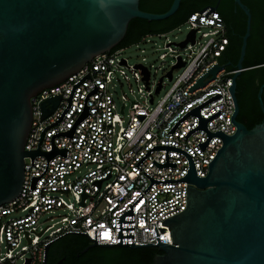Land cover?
<instances>
[{
    "label": "built area",
    "instance_id": "obj_1",
    "mask_svg": "<svg viewBox=\"0 0 264 264\" xmlns=\"http://www.w3.org/2000/svg\"><path fill=\"white\" fill-rule=\"evenodd\" d=\"M180 25L187 29L184 38L178 42L166 41L162 46L172 55L173 63L167 70L171 82L156 100L154 95L162 89V77L151 84L143 56L129 63L127 57L120 54L128 45L93 56L56 85L43 88L30 98L31 117L24 150L35 149L40 130L54 121L66 105V99L62 98H67L71 85L88 73L89 78L85 77L74 87L61 118L43 130L38 150L47 151L50 135L70 127L81 110L84 95L92 88V83L96 87L84 102L88 114L74 125L70 138L62 135L52 138L57 149L66 148L65 156H51L32 189H28L30 176L41 173L45 158L34 155L30 165L29 156L23 157L20 189L12 200L0 204V264H16L17 261L40 264L42 245L67 231L84 232L92 239V230H95L96 243H115L114 216L139 193L132 204L133 244H154V229L158 242L172 244L169 227L161 221L184 208L185 185L190 183H151L142 192L149 180L141 171L156 180L177 179L186 172V159L176 151L167 150V162L175 166L158 168L150 161L164 162V150H150L137 164L140 170L134 163L153 145H171L184 150L190 156L195 175L204 177L207 163L220 147V140L211 137L200 149L196 143L204 140L203 130L194 129L183 137L196 124L195 116L190 114L170 133L165 132L188 109L227 87L220 96L201 105L197 112L205 118L219 109L205 121L207 131L220 130L225 135L235 131L229 91L235 69L222 67L212 78L206 76L201 86L190 89L213 66L222 65L217 57L227 38L221 18L215 10L205 8L189 13ZM191 30L194 31L192 42L187 39ZM163 35L165 32L145 33L129 45L137 47L141 42L150 43L153 37ZM185 39V44L180 46ZM158 56L163 58L165 52ZM176 64L181 65L175 67ZM97 69L99 72H93ZM173 69H179L175 76ZM114 89L120 91L119 103L112 97L110 90ZM54 94L60 95L56 106L38 121V103ZM55 211L61 212H57V218L53 216ZM48 214L51 216L40 222L41 217ZM104 234L109 239H103Z\"/></svg>",
    "mask_w": 264,
    "mask_h": 264
},
{
    "label": "water",
    "instance_id": "obj_2",
    "mask_svg": "<svg viewBox=\"0 0 264 264\" xmlns=\"http://www.w3.org/2000/svg\"><path fill=\"white\" fill-rule=\"evenodd\" d=\"M179 1L171 0L165 11L151 13L139 10L138 0H0V204L17 195L22 180L24 156H29L30 165L34 155L45 158L41 173L30 176L28 189L33 188L51 156H65L66 148L57 149L52 138L57 135L70 138L74 125L88 114V106L84 102L96 87L92 83V88L84 95L81 110L70 127L50 135L47 151L38 150L43 130L61 118L69 106L74 87L85 77L89 78L88 73L71 85L67 98H62L66 99V105L54 121L40 130L35 149L24 150L23 144L31 117L30 98L41 89L56 85L93 56L117 46L130 19H164L177 9ZM232 2L245 16L244 33L234 66L236 72L229 87L233 100L232 122L235 131L230 135H225L220 130L209 132L205 128V121L217 114L219 109L205 118L200 117L197 112L201 105L220 96L227 87L188 109L165 132L170 133L184 116L190 114L195 116L196 124L183 137L194 129L203 130L204 140L196 143L200 149H203L207 139L211 137L220 140V147L207 163L204 177L195 175L190 156L184 150L171 145H153L134 163L140 170L137 164L150 150H164V162L150 161L158 168L175 166L173 162H167V150L176 151L186 159V172L177 179L156 180L141 171L149 180L142 192L151 183H190L189 186L185 185L184 208L161 221L162 225L169 227L172 244L158 242L154 228V244H133L132 204L141 195L139 193L126 208L114 216L115 243H96L95 230H92V239L84 232H65L83 234L88 240H93L81 252L94 246L133 249L155 245L153 247L158 253L152 256L149 264H264V109L260 100L264 73L263 81L256 91L262 120L246 128L235 118L238 111L235 77L243 70L241 61L249 34L250 14L240 0ZM205 8L215 10L208 5L200 10ZM193 32L191 30L187 35L190 42L193 40ZM187 39L179 45L183 46ZM180 65L176 64L175 67ZM225 66L226 64L213 66L190 89L201 86L206 76L212 78L217 70ZM166 75L169 79L170 71ZM143 79H147L145 72ZM58 99L60 95L54 94L38 103V121L53 110ZM46 103L50 104L49 107L45 106ZM52 240L42 245L40 264H45Z\"/></svg>",
    "mask_w": 264,
    "mask_h": 264
},
{
    "label": "trees",
    "instance_id": "obj_3",
    "mask_svg": "<svg viewBox=\"0 0 264 264\" xmlns=\"http://www.w3.org/2000/svg\"><path fill=\"white\" fill-rule=\"evenodd\" d=\"M170 2L171 0H138V9L161 13L168 8ZM240 2L248 9L250 20L249 34L241 61L243 70L235 77V98L238 107L235 118L246 128H250L262 120L256 91L263 81L264 73V0ZM215 3L216 0H180L177 9L164 19L146 21L132 18L128 21L124 36L115 48L127 46L145 33L169 31L182 24L189 13ZM219 4L215 11L222 20L227 43L217 61L226 64L227 70H232L235 69L241 36L244 33L245 16L240 9L234 7L232 0H219ZM260 100L264 109V87L260 93ZM88 244L89 241L80 234L62 235L50 244L45 264H149L152 256L158 253L153 246L133 249L94 246L81 252Z\"/></svg>",
    "mask_w": 264,
    "mask_h": 264
},
{
    "label": "rangeland",
    "instance_id": "obj_4",
    "mask_svg": "<svg viewBox=\"0 0 264 264\" xmlns=\"http://www.w3.org/2000/svg\"><path fill=\"white\" fill-rule=\"evenodd\" d=\"M187 29L185 25H179L169 31L165 32V35L159 38L153 37L151 39L150 43L141 42L138 44L137 47H134V45H128L125 49L121 51V55L124 57H127L129 63H133L136 61H139L140 58L143 56L145 58V63L147 64L149 68V74H150V82L151 84L155 83L160 77H162V89L160 92L156 95H154V100L159 98L163 92L168 88L170 85V80L167 76H165L166 71L172 66L173 59L172 55L169 54V52L166 49H163L162 46L166 41L171 42H178L182 40L185 36ZM199 37V35H198ZM199 39V38H198ZM142 49V51H141ZM175 49V47H173ZM181 52L180 50H178ZM165 52V56L163 58H159V54ZM179 72V69H173L172 74L175 76ZM112 93V97L116 103H119V89L110 90ZM58 213H61L60 211H57ZM57 212L55 211L53 213V216L57 218ZM51 215H43L40 219L44 220L47 217H50ZM48 220H46L45 223H47ZM16 264H19V261L16 262Z\"/></svg>",
    "mask_w": 264,
    "mask_h": 264
},
{
    "label": "flooded vegetation",
    "instance_id": "obj_5",
    "mask_svg": "<svg viewBox=\"0 0 264 264\" xmlns=\"http://www.w3.org/2000/svg\"><path fill=\"white\" fill-rule=\"evenodd\" d=\"M208 6H212V7H214L215 10H217V8L220 6V4H219V0H218V1L216 0V3H215V4H213V5H208ZM234 7L236 8L237 6L234 5ZM235 8L232 9L233 12L235 11ZM237 8H238V7H237ZM238 9H239V8H238ZM49 249H50V246L48 247L47 255H48Z\"/></svg>",
    "mask_w": 264,
    "mask_h": 264
},
{
    "label": "snow or ice",
    "instance_id": "obj_6",
    "mask_svg": "<svg viewBox=\"0 0 264 264\" xmlns=\"http://www.w3.org/2000/svg\"><path fill=\"white\" fill-rule=\"evenodd\" d=\"M102 238H103V239H106V240L109 239V237H108L107 234H104Z\"/></svg>",
    "mask_w": 264,
    "mask_h": 264
}]
</instances>
